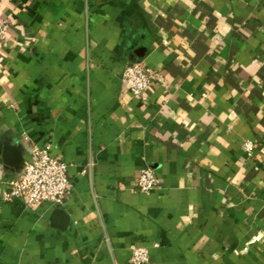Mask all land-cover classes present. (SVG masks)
Wrapping results in <instances>:
<instances>
[{
    "label": "crops",
    "instance_id": "crops-1",
    "mask_svg": "<svg viewBox=\"0 0 264 264\" xmlns=\"http://www.w3.org/2000/svg\"><path fill=\"white\" fill-rule=\"evenodd\" d=\"M0 21V264H264V0H1ZM34 143L69 163L63 205L3 200Z\"/></svg>",
    "mask_w": 264,
    "mask_h": 264
},
{
    "label": "built area",
    "instance_id": "built-area-1",
    "mask_svg": "<svg viewBox=\"0 0 264 264\" xmlns=\"http://www.w3.org/2000/svg\"><path fill=\"white\" fill-rule=\"evenodd\" d=\"M7 30V23L0 21V42L6 38ZM154 77V72L144 62L127 64L122 74L133 93L142 99H145ZM159 184L155 168L151 165L143 166L138 176V190L150 195ZM71 190L69 163L62 157L53 155L50 145L34 143L31 158L26 161L22 175L11 182V189L4 193L3 200L21 198L30 206L43 202L63 205ZM130 263L151 264L149 248L133 244Z\"/></svg>",
    "mask_w": 264,
    "mask_h": 264
},
{
    "label": "water",
    "instance_id": "water-1",
    "mask_svg": "<svg viewBox=\"0 0 264 264\" xmlns=\"http://www.w3.org/2000/svg\"><path fill=\"white\" fill-rule=\"evenodd\" d=\"M4 158L8 164L19 166L24 163L22 152L12 145H6L4 149ZM61 210V209H59Z\"/></svg>",
    "mask_w": 264,
    "mask_h": 264
}]
</instances>
